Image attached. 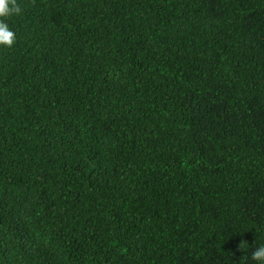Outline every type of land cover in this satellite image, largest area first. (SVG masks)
<instances>
[{
    "label": "trees",
    "instance_id": "obj_1",
    "mask_svg": "<svg viewBox=\"0 0 264 264\" xmlns=\"http://www.w3.org/2000/svg\"><path fill=\"white\" fill-rule=\"evenodd\" d=\"M19 2L0 264H240L264 242V0Z\"/></svg>",
    "mask_w": 264,
    "mask_h": 264
},
{
    "label": "clouds",
    "instance_id": "obj_2",
    "mask_svg": "<svg viewBox=\"0 0 264 264\" xmlns=\"http://www.w3.org/2000/svg\"><path fill=\"white\" fill-rule=\"evenodd\" d=\"M23 7L19 0H0V48L12 49L16 42L17 36L11 29L9 20L13 17L21 16ZM245 255L241 258L240 264H264V242L255 244L250 249L244 248Z\"/></svg>",
    "mask_w": 264,
    "mask_h": 264
}]
</instances>
